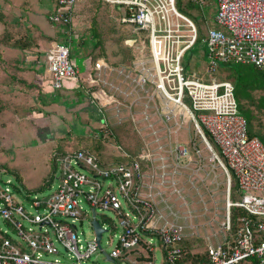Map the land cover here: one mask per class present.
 I'll use <instances>...</instances> for the list:
<instances>
[{
	"label": "built area",
	"instance_id": "obj_1",
	"mask_svg": "<svg viewBox=\"0 0 264 264\" xmlns=\"http://www.w3.org/2000/svg\"><path fill=\"white\" fill-rule=\"evenodd\" d=\"M103 1L121 10L118 23L135 37L134 48L139 49H135L137 56L128 67L97 61L89 70L91 81L84 87L85 94L102 117V129L108 131L110 126L129 120L140 137L149 130L153 140L145 145L139 159L122 150L124 162L109 165H102L85 151L59 156L60 183L50 196L41 199L23 191L14 176L10 178L0 168V220L5 227H0V264H89L97 252L112 264H153L156 247L162 251V264H180L184 252L180 245L200 238L198 225L191 223L189 213L190 232L183 234L178 216L173 214L172 222L163 218L155 199L162 198L168 187L167 160L173 164L169 174L172 187L177 169L189 166L181 164L188 157L186 147L177 142V137L176 142L171 141V136L188 123L194 128L192 136L186 128L188 142L194 147L200 168H204L205 159L194 146L196 140L208 152L212 169L221 168L227 178L225 214L219 224L222 241L216 246L206 245L205 264H243L251 258L257 260L255 264H264V196L255 195L264 193V145L248 135L233 83L214 78L205 82L208 79L196 71L187 72L185 57L195 46L199 31L190 17L178 11L176 0ZM78 2L59 0L49 22L72 32ZM204 3L195 0L200 10ZM212 21L210 25L203 20L207 25L202 41L208 50L207 75H217L221 64L253 65L264 70V0H216ZM44 64L53 91L60 90L64 81L81 80L69 38L46 52ZM113 75L118 85L108 81ZM127 83V88L123 87ZM112 109L118 123L109 125L104 110ZM126 114L131 118L121 119ZM153 118L163 123L160 131H166V136L158 137L159 130L150 122ZM192 172L197 176L198 169ZM231 175L239 193L236 201L231 199ZM173 192L180 193L175 188ZM233 208L243 212L237 217L234 232ZM85 220L92 229L93 221L102 229L99 244L94 229V238L85 245L76 234L75 223ZM9 232L15 233L16 240L9 237ZM104 233L117 238L108 253L101 248ZM213 236L217 238V233ZM204 237L210 240V236Z\"/></svg>",
	"mask_w": 264,
	"mask_h": 264
},
{
	"label": "rangeland",
	"instance_id": "obj_2",
	"mask_svg": "<svg viewBox=\"0 0 264 264\" xmlns=\"http://www.w3.org/2000/svg\"><path fill=\"white\" fill-rule=\"evenodd\" d=\"M26 1V0H25ZM23 2V0L21 1ZM188 0H177V9L179 12L187 15L194 22L197 30L200 34H203L206 29V24L213 25V16L216 13V0H205L202 5V10L197 6L191 7L188 5ZM37 4H35L36 6ZM26 6V5H25ZM49 7L51 6H47ZM43 10V9H42ZM41 10V12H42ZM119 11L116 8H112L109 5L97 2V0H79L75 7L74 20L71 27L73 28V36H78L77 39L83 41L82 46L79 48L76 43H71V55L75 61V64L80 72L84 71V65L80 54L90 51L92 47L93 37L91 31H97L101 34L103 40L102 51L106 53L107 58L110 61H117L121 58L120 52L122 48L126 47L122 41L131 40L127 29L118 24ZM40 13V12H39ZM122 14V12H121ZM24 17L28 16V13L22 14ZM40 22L48 27V22L45 19L44 14L40 16ZM26 19V18H25ZM24 19V20H25ZM53 28L56 26L50 23ZM93 28V29H92ZM142 38V36H140ZM61 38V37H60ZM62 39L57 43L61 44ZM134 45V44H133ZM89 48V49H88ZM132 49V47H131ZM138 51L139 46L135 47ZM207 47L198 42L189 51L185 57V66L187 71H196L198 74L203 75L205 82L214 78L215 80H227L231 81V78L235 77L233 71L230 69H224V64H221L224 70L218 72L217 75H207L204 71L208 64ZM12 53H15L12 51ZM17 53V52H16ZM17 55V54H15ZM92 57V56H91ZM88 58V57H85ZM72 59V60H73ZM89 58L86 60L85 63ZM189 65L187 67V62ZM44 64V56H40V63L35 67L34 73L26 72L24 76L28 82L31 77L35 76L36 70L38 75L42 76L43 72L45 77L49 78L50 75ZM42 69V70H40ZM92 67L90 66L89 70ZM85 74V73H84ZM43 77V76H42ZM84 79V85H88L91 81L89 72L82 76ZM0 81L5 77L0 76ZM114 80V84L118 85L119 81L116 79V75L109 76L108 81ZM122 78H120V81ZM67 82V84H65ZM232 82V81H231ZM79 83V82H75ZM129 83L123 85L127 88ZM37 87H41V100L38 98V91L34 89L25 90L26 88L20 84H13L12 87H8L0 83V98L3 97L4 89H7L10 100L3 101L4 105H7L5 110L0 113V166L10 171L9 177L12 178L11 171L18 173L21 178V188L31 196L36 195L38 198H46L50 196L58 187L60 181L57 179V169L53 178L50 180V186H44V183L49 179L51 170L49 166V158L54 154L63 153L65 151H75L80 147L76 143L78 137L82 144H86L89 147H94L96 144L101 147V154L99 155V161L102 164L109 165L114 164L124 157V152L121 148L114 145L111 139L102 140L99 136V130L103 126V120L100 114L97 112V108L90 104L89 97L85 95L84 90L79 89L78 85L73 84V81H64L60 90H50V85L47 83L42 86L35 83ZM73 86H77L76 88ZM1 90H3L1 92ZM25 91V92H21ZM79 92V93H78ZM256 95V94H255ZM50 96V97H49ZM158 102V99L156 100ZM112 105L108 106L110 109ZM35 110H41L43 113H36ZM137 110V108H135ZM104 116H108L105 121L109 125L118 123L115 117V110H104ZM115 112V113H114ZM151 112V111H150ZM121 115V119H129ZM140 119V116H137ZM128 121H124L122 124H129ZM154 124V127L159 130L158 137L167 135V132H161L163 123L157 118L150 120ZM185 123L188 120L185 119ZM255 130L260 129L264 134V112L256 115L254 122ZM190 130V135H193V125L188 123L185 125V129H179L176 136H171V141L183 144L187 151L188 157L181 162L182 167L189 163L188 168H178V174L174 177L176 182L175 187L170 186V176L172 171V161L167 160L166 173L168 176L167 189L162 195V198H156L155 201L158 204L157 208L160 214L166 220L172 222L174 220L173 214L178 216V224H181L183 234H189V213H191V223L198 225V231L200 238L190 239L189 247L197 248L198 252L205 251V247L208 243L216 246L217 241H222V236L219 233V224L223 221L225 214V181L226 174L221 168L216 170L212 169V166L207 161L208 152L205 150L204 145L200 140H196L195 147L202 153L204 168H200V163L195 156L194 147L188 142V132L186 128ZM149 130H144L142 137L138 143V153L142 154L145 150V145L152 142L153 138L149 135ZM71 143V144H70ZM72 146V147H71ZM155 146L151 147L152 149ZM95 155V154H94ZM168 156L167 154H164ZM60 158V157H59ZM58 158V159H59ZM158 165V163H156ZM198 169L197 176L193 174V170ZM232 179V178H231ZM193 184V185H192ZM232 180V190L233 189ZM43 186V189L40 188ZM177 189L180 193L173 192ZM40 189V190H39ZM235 191V190H234ZM255 195L263 197L264 193L257 192ZM239 193L235 191L232 193V200L239 199ZM164 200V201H163ZM27 207V204L23 202ZM216 212V214H215ZM172 213V214H171ZM108 215V214H107ZM217 215V217H216ZM158 216V214H157ZM186 218V220H185ZM196 218V221H195ZM214 220V222L212 221ZM210 223V225H209ZM160 225L161 223L158 222ZM77 228L76 234L82 240V244L92 241L94 238V231L87 223V220L81 223H75ZM204 226V228H203ZM0 227L5 230V227L0 220ZM27 227H30L28 225ZM217 233V238H214L213 233ZM205 234L210 236V240H205ZM9 237L16 240L15 233L9 232ZM117 238L113 236V233H104L101 240V248L108 253L115 246ZM59 252L62 249L58 247ZM156 259L152 261L153 264H162V251L159 247H156L155 253ZM61 259L56 256H45V259ZM89 264H112L104 259L102 253L97 252L92 256Z\"/></svg>",
	"mask_w": 264,
	"mask_h": 264
},
{
	"label": "trees",
	"instance_id": "obj_3",
	"mask_svg": "<svg viewBox=\"0 0 264 264\" xmlns=\"http://www.w3.org/2000/svg\"><path fill=\"white\" fill-rule=\"evenodd\" d=\"M97 2H102L103 4H106L103 0H97ZM188 5L191 7H196L195 5V0H188ZM59 5V1H58ZM76 5V4H75ZM108 5V4H106ZM110 6V5H109ZM176 6L177 5V0H176ZM59 7V6H58ZM76 7V6H75ZM75 7L73 11V20H74V13H75ZM112 7V6H110ZM116 8L117 11H119V18L121 16V11L117 7H112ZM49 18V17H48ZM49 21V20H48ZM119 24V23H118ZM93 29V28H92ZM73 30V28H71ZM92 37H93V45L90 47L91 52H93L91 57V65L92 68L94 67V64L97 61L103 60L117 68L119 67H128L131 65L132 61L136 58L137 53L135 51V48H122L120 52L121 58L117 61H110L106 53L102 51V36L99 32L97 31H91ZM78 36H73L71 38V43L74 41L76 43V46L81 47L83 44V41L80 39V37L77 39ZM204 38V34H200V36L197 39V42H200L204 45L202 42ZM21 39V38H20ZM34 38L28 37L27 35L23 37L21 41V50L24 51H29L32 50L34 46V41L32 40ZM124 41V40H123ZM122 41V43H123ZM38 53V52H37ZM38 58L41 56V53H38ZM46 53L43 55L45 57ZM36 63V62H35ZM187 67L189 63L187 62ZM224 69L232 70L235 77L231 78V81L234 85V95L238 104V109L240 114L246 119L247 126H248V135L250 137H257L264 145V134H262L260 129L255 130L254 128V122L256 119L257 114H261L264 112V70H261L253 65H232V64H224ZM222 67H219L220 69L224 70ZM187 69V68H186ZM220 70V71H222ZM189 72V71H187ZM14 78V76H12ZM14 82H18L17 79H14ZM34 84H32V87ZM27 86V85H26ZM29 88V87H28ZM25 89V90H30ZM81 89V87H79ZM85 93V92H83ZM256 94V95H255ZM7 108V107H6ZM4 105L0 104V112L6 109ZM41 111V110H38ZM42 112V111H41ZM99 136L102 138V140H108L111 139V141L116 145L117 147L121 148L123 151H125L131 158L134 159H139L140 154L138 153L139 147H138V141L140 140V136L138 133L133 129V126L129 124H121V125H115V126H110L108 128V131H106L104 128H100L99 130ZM209 142L215 147V145L212 143L211 139L209 136H207ZM81 138H77L76 143L80 147L79 149L75 151H65L63 153L59 154H54L51 158H49V166L51 170V175H49V179H47L44 183V186H50V180L53 178L54 173L57 169L58 166V161L59 156H64L67 153H75L77 151H85L90 154H95L94 156L96 157V160L99 161L100 157L99 155H102L100 150L101 147L98 146L99 144H96L94 147H89L86 144H82L81 141H79ZM71 144V143H70ZM72 147V146H71ZM124 162V159H120L119 161H116V163ZM102 164V163H101ZM105 165V164H102ZM0 168H2L0 166ZM8 173L10 171L6 168H4ZM13 174L15 180L21 184V178L18 173L11 171ZM231 178L233 180V189L237 191V185L235 180L233 179L232 175ZM41 190L43 189V186L40 188ZM39 189V190H40ZM232 190V186H231ZM232 190V193L235 191ZM232 199V195H231ZM243 216V212H241L240 209L238 208H233L231 210V218H232V223H233V232L237 228V217ZM189 241H185L182 243L180 246L184 249L183 254L181 255V263L180 264H205L207 263V253L206 251L203 252H194L192 248L189 247ZM257 260L255 258L248 259L245 263L243 264H255Z\"/></svg>",
	"mask_w": 264,
	"mask_h": 264
},
{
	"label": "crops",
	"instance_id": "obj_4",
	"mask_svg": "<svg viewBox=\"0 0 264 264\" xmlns=\"http://www.w3.org/2000/svg\"><path fill=\"white\" fill-rule=\"evenodd\" d=\"M21 1L22 0H0V76L5 77V79L0 81V83L8 87H12V85L16 83L24 86L26 89H34L35 92L38 91V99L41 100V87H37L35 83L37 85L39 83L40 86H42V84L44 83L50 85V77L44 78L45 72H43V77L39 76L38 71L36 70L35 76L31 77L30 81L28 82L27 80H25L26 78L21 75H25L26 72L34 73L35 67L40 63V57L38 58V53H41V55L43 56L52 46L58 44L57 41L60 39H62V43H66L67 38H69L71 41L73 33L69 29L61 25H56L54 28L53 26H50L48 17L58 10L59 0ZM35 4L37 5L35 6ZM47 6L51 7L47 9ZM26 12L28 13V16L24 17L22 14ZM42 14H44L46 21L49 23L48 27H45V25L39 21ZM26 35L28 37L34 38L32 40L35 43L32 50L23 52L20 48V40ZM129 35L133 40H135V37L131 35L130 32ZM125 41L126 40L123 41V44ZM134 45L132 47H134ZM83 50L84 53L80 54V56L82 57L84 71L80 72L81 80L79 81V83L73 82V84H79L78 87H81L82 90H84V79H86H83L82 76H85V74L89 72L90 66L92 67L90 51L85 52V49ZM12 51H14L15 53H12ZM85 57L89 58L87 63L85 62L88 58ZM73 62L76 66L74 59ZM43 69L46 68L43 67ZM219 70L220 68L218 69V72ZM12 76H14V78ZM14 79H17L18 82H14ZM32 84H34V87H32ZM65 84H67V82H65ZM73 87L76 88L77 86ZM49 89L52 90L51 86ZM2 91L3 90H1V92ZM3 97L5 98H0L1 105H4L3 101L10 100L7 89H4ZM4 107L6 108L9 106L4 105ZM35 112L43 113L38 110H35ZM193 251L198 252L197 248H195Z\"/></svg>",
	"mask_w": 264,
	"mask_h": 264
},
{
	"label": "water",
	"instance_id": "obj_5",
	"mask_svg": "<svg viewBox=\"0 0 264 264\" xmlns=\"http://www.w3.org/2000/svg\"><path fill=\"white\" fill-rule=\"evenodd\" d=\"M134 44V40L131 39V40H126L124 42V45L127 46L128 48H131ZM92 225H93V229L95 230V233H96V238H97V243L99 244L100 242V238H101V234H102V229L100 228L99 224L96 222V221H93L92 222Z\"/></svg>",
	"mask_w": 264,
	"mask_h": 264
}]
</instances>
